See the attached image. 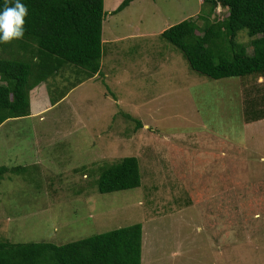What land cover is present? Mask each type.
Segmentation results:
<instances>
[{
    "label": "rangeland",
    "instance_id": "obj_1",
    "mask_svg": "<svg viewBox=\"0 0 264 264\" xmlns=\"http://www.w3.org/2000/svg\"><path fill=\"white\" fill-rule=\"evenodd\" d=\"M208 11L138 0L107 13L99 73L42 118L0 128V167H24L0 180V242L64 245L141 223V264H264V119L244 114L264 112V77L206 78L159 36ZM237 41L250 55L245 31ZM62 70L51 95L72 87ZM127 157L141 185L100 194V169Z\"/></svg>",
    "mask_w": 264,
    "mask_h": 264
},
{
    "label": "trees",
    "instance_id": "obj_2",
    "mask_svg": "<svg viewBox=\"0 0 264 264\" xmlns=\"http://www.w3.org/2000/svg\"><path fill=\"white\" fill-rule=\"evenodd\" d=\"M134 0H123L113 14ZM15 0H0V9ZM27 6L25 34L21 40L0 43V125L30 115V91L53 78L65 66L78 69V79H89L100 71L103 57L104 0H21ZM207 16L184 20L163 31L162 40L175 47L195 73L212 80L264 77V0H202ZM217 7L227 10L221 21L209 16ZM198 20L203 21L202 27ZM245 31L247 46L237 41ZM54 103V102H53ZM253 104L244 109L247 122L264 119ZM257 105V104H256ZM258 106V105H257ZM140 125V123H138ZM24 167H0L6 174ZM141 185L135 157L100 169L97 190L109 194ZM142 224L137 223L93 235L64 245L52 243L0 242V264H141Z\"/></svg>",
    "mask_w": 264,
    "mask_h": 264
},
{
    "label": "crops",
    "instance_id": "obj_3",
    "mask_svg": "<svg viewBox=\"0 0 264 264\" xmlns=\"http://www.w3.org/2000/svg\"><path fill=\"white\" fill-rule=\"evenodd\" d=\"M136 1H138V0L132 1L121 12H119L117 14H113L112 12L116 10V8L119 6L120 2H122V1L117 0V3L115 5L108 7V4L105 5V0H104L103 9H104L105 16H104V20H103L102 35H103V31H104L103 30L104 29V22H105L106 17H107L106 14L109 13V15H111V17H115L117 15H122ZM111 31H112V35H111V33H109L108 36L113 38V36H114L113 27H111ZM114 38L115 39L113 40V42H116L119 40V38L116 36H114ZM104 41H105V38L103 37L102 38L103 44H104ZM64 69L66 70V71H64V73L65 72L70 73V76L66 77V81H70V86H72V84L78 79L77 74L79 73V71H78V69L73 68V67H68V68L65 67ZM56 76H54V77H56ZM48 83H51V82H49V80L47 82H42L30 91V115L26 118H21L20 120L32 119V118H36V117L42 118V115H44V113L49 111V109L59 106L60 103H62V101H64V100H66L67 97H69L72 93H74V91H76L80 87H83L84 85H86L87 80L83 78V81H80V83H78L75 87L72 86L71 88H68L67 90H65L64 88H59V95H57V96H55L54 93L52 95L50 94L51 89H50ZM14 120H18V119H14ZM14 120L12 119V120H9V121L3 123L2 125H0V128L3 127L6 123L14 121Z\"/></svg>",
    "mask_w": 264,
    "mask_h": 264
},
{
    "label": "clouds",
    "instance_id": "obj_4",
    "mask_svg": "<svg viewBox=\"0 0 264 264\" xmlns=\"http://www.w3.org/2000/svg\"><path fill=\"white\" fill-rule=\"evenodd\" d=\"M27 15V6L21 0H15L13 6L0 9V43H10L24 38Z\"/></svg>",
    "mask_w": 264,
    "mask_h": 264
}]
</instances>
